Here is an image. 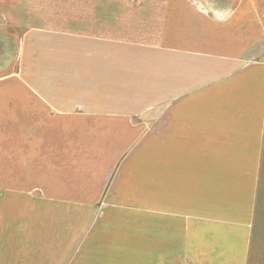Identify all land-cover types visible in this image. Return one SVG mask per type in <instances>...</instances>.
Segmentation results:
<instances>
[{"label":"crops","instance_id":"obj_1","mask_svg":"<svg viewBox=\"0 0 264 264\" xmlns=\"http://www.w3.org/2000/svg\"><path fill=\"white\" fill-rule=\"evenodd\" d=\"M216 1H137L160 41L195 25L188 45L104 36L97 1L9 24L0 264H264V53L198 50L208 25L264 40V2Z\"/></svg>","mask_w":264,"mask_h":264},{"label":"rangeland","instance_id":"obj_2","mask_svg":"<svg viewBox=\"0 0 264 264\" xmlns=\"http://www.w3.org/2000/svg\"><path fill=\"white\" fill-rule=\"evenodd\" d=\"M2 8H0V19L7 21V24L0 26V52L5 51L12 53L15 48L17 32L15 33L14 29L10 26L15 24L17 21L25 20L29 23H41L45 19H50L51 21L56 20L57 22L62 21L65 17H69L70 14H74V17L80 16V11L82 10L83 16L90 14V4L98 2L103 5L105 20H104V36H117L120 39L127 41H136L137 44L140 43H153L159 45L160 42L167 45H177L184 44L188 45L189 43L183 39L182 41H177L175 37L177 36V29H195V25H181V26H171L169 27V34L162 41L160 37L153 34H149L148 31L153 30L154 28L150 25L145 24L147 15H149V10L140 12L137 9L138 0H2ZM136 1V2H135ZM207 2H214L215 0H201ZM223 2V0H217ZM216 1V2H217ZM254 2H264V0H252ZM134 4V5H133ZM115 8L111 10V8ZM260 13L263 12L261 17V22L264 23V9H261ZM118 8V9H117ZM94 10V9H93ZM4 13V14H1ZM148 12V14H147ZM107 13L111 16V13H114L113 20L106 19ZM119 15V16H118ZM3 16L6 18L4 19ZM28 19V20H27ZM59 20V21H58ZM191 21L197 22L196 18ZM252 21V20H251ZM262 23L261 28H264ZM10 24V25H9ZM205 29H210V34L205 35L203 32L199 35L198 50L201 52L215 51L220 53H233L241 51L248 53L249 55L257 53H264V40L257 41L255 36H253L250 29H253L252 26H232L231 37L226 38L221 33H223V26L217 25H208V27H203ZM185 29L183 30L185 32ZM243 29L244 31H241ZM248 30V32L246 31ZM241 31V32H240ZM253 31V30H252ZM255 32V31H253ZM263 32V31H262ZM258 33V32H257ZM176 34V35H175ZM245 34V35H244ZM179 35V34H178ZM181 35V34H180ZM249 40H245V37ZM183 36V35H181ZM259 35H257L258 37ZM260 38V37H258ZM240 53V52H239ZM158 123H156L157 125ZM155 140L157 138L151 137H140L136 140V143L133 145L137 149H151ZM64 207V206H63ZM64 213H60L63 217ZM63 219V218H62ZM40 227H43V220H40ZM63 231L57 236H53L55 243L59 244L60 238L68 239V237H63ZM61 259V257H59ZM58 260V259H57Z\"/></svg>","mask_w":264,"mask_h":264}]
</instances>
